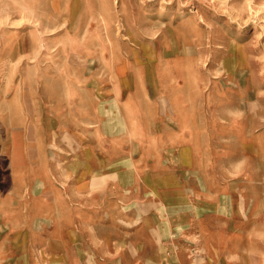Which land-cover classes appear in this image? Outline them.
Returning <instances> with one entry per match:
<instances>
[{
    "label": "rangeland",
    "instance_id": "obj_1",
    "mask_svg": "<svg viewBox=\"0 0 264 264\" xmlns=\"http://www.w3.org/2000/svg\"><path fill=\"white\" fill-rule=\"evenodd\" d=\"M66 105L123 140L125 165L186 144L223 254L264 264V0H0V264H53L38 202L68 184L35 177L43 134L47 164L63 162Z\"/></svg>",
    "mask_w": 264,
    "mask_h": 264
},
{
    "label": "crops",
    "instance_id": "obj_2",
    "mask_svg": "<svg viewBox=\"0 0 264 264\" xmlns=\"http://www.w3.org/2000/svg\"><path fill=\"white\" fill-rule=\"evenodd\" d=\"M53 115L58 124L51 142L63 162L47 164L43 134L35 178L44 185H68L53 191L51 203L38 202L42 213L52 215V228L37 236L46 259L53 264L233 263L221 250L220 218L200 217L192 184L200 181L201 166L186 144L171 143L164 153L149 150L141 161L125 165L131 154L121 138L100 127H79L68 105Z\"/></svg>",
    "mask_w": 264,
    "mask_h": 264
}]
</instances>
